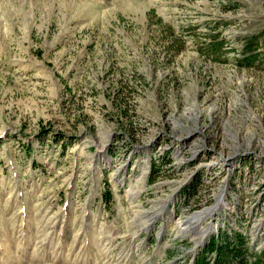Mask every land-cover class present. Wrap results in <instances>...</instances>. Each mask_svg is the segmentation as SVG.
Returning <instances> with one entry per match:
<instances>
[{
  "label": "rangeland",
  "instance_id": "obj_1",
  "mask_svg": "<svg viewBox=\"0 0 264 264\" xmlns=\"http://www.w3.org/2000/svg\"><path fill=\"white\" fill-rule=\"evenodd\" d=\"M240 232L264 264V0H0V264Z\"/></svg>",
  "mask_w": 264,
  "mask_h": 264
},
{
  "label": "trees",
  "instance_id": "obj_2",
  "mask_svg": "<svg viewBox=\"0 0 264 264\" xmlns=\"http://www.w3.org/2000/svg\"><path fill=\"white\" fill-rule=\"evenodd\" d=\"M220 238V240L213 238L207 243L196 264H209L205 257V253L208 252L216 254L213 264H260V253H257L252 261L245 260L247 254L242 245L246 237L241 232L234 236H221Z\"/></svg>",
  "mask_w": 264,
  "mask_h": 264
},
{
  "label": "bare ground",
  "instance_id": "obj_3",
  "mask_svg": "<svg viewBox=\"0 0 264 264\" xmlns=\"http://www.w3.org/2000/svg\"><path fill=\"white\" fill-rule=\"evenodd\" d=\"M208 210H209V208H208ZM205 212H207V211L204 210L202 212H198V213H196L195 217H193V218L192 217L188 218V219L184 218V219H180L179 221H177L176 223H177V229H178L177 231H178V233L179 234H187V233H189L190 230H191V227H193V220H197L198 217H200V215L202 213H205ZM148 225H149L148 223L145 224V226H143V228L148 227ZM201 232H202L201 236L199 238L197 237V239H196V242L198 244L201 243L202 241H204L206 239L208 233H209L208 229H205V228Z\"/></svg>",
  "mask_w": 264,
  "mask_h": 264
},
{
  "label": "water",
  "instance_id": "obj_4",
  "mask_svg": "<svg viewBox=\"0 0 264 264\" xmlns=\"http://www.w3.org/2000/svg\"><path fill=\"white\" fill-rule=\"evenodd\" d=\"M201 246H203V245H201Z\"/></svg>",
  "mask_w": 264,
  "mask_h": 264
}]
</instances>
